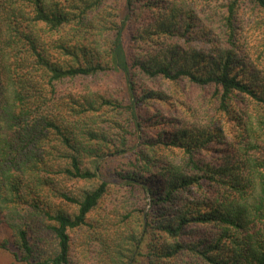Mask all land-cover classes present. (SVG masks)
<instances>
[{"label":"trees","instance_id":"1","mask_svg":"<svg viewBox=\"0 0 264 264\" xmlns=\"http://www.w3.org/2000/svg\"><path fill=\"white\" fill-rule=\"evenodd\" d=\"M103 1L0 0V250L22 264H264V66L241 33L245 10L264 30V0L216 14L212 0H116L108 17ZM99 74L117 90L69 87ZM174 96L189 114L146 111Z\"/></svg>","mask_w":264,"mask_h":264},{"label":"rangeland","instance_id":"2","mask_svg":"<svg viewBox=\"0 0 264 264\" xmlns=\"http://www.w3.org/2000/svg\"><path fill=\"white\" fill-rule=\"evenodd\" d=\"M221 4H222V0H212L211 11L212 12L214 11L215 14L218 13L220 9H217V6H220ZM101 5L102 7L100 9V13L103 12V15L108 17L109 13H112L116 7V0H104ZM241 17L243 20V22L241 23L242 25L241 33L243 37L244 36L247 37L245 38L246 42L243 46V49L248 51L251 59H253L256 62V64L262 67L264 66V52L262 48V46L264 45V34H263L264 30L262 29V27H260L259 29L255 28V24H256L255 21L257 20L254 14H251L250 12L245 10V12L241 15ZM109 29L110 28L107 25L105 26L103 30L104 32H108ZM82 42L86 45L88 49L91 48L94 50L93 58H97L102 55V52H100V47L102 46V42L100 39L98 40V44H100V46L97 47L98 44L96 45V43L93 40V37L90 36L89 33H87L85 37L82 38ZM192 45L195 48H200V50L202 51L210 50V47H211V43H204L200 40L199 37L194 39V41L192 42ZM75 83H78L76 87L87 85L85 86V88L86 90L90 91L91 93L90 96L92 95L99 96L101 93L107 95L105 90H108V91L112 89L114 91L117 90L116 87H112L111 85V77L104 76V74H99L98 76H94L90 80H87V79L73 80L72 82L69 83V87H71ZM79 83H82V84H79ZM163 87L165 88V91L172 92L174 95H177L180 99H186V100H196L200 98L201 94L203 93L198 88L196 89V87L192 85H185L182 89H179L178 83L177 84L166 83L165 86L163 84ZM113 94L116 95L117 93H113ZM173 99H176V97L174 96V98L172 97L168 101H160V102L151 100L149 103L153 107L149 108L150 105H148L146 111L149 113V110H150L151 113H153L152 114L153 119L157 117H161L162 115H167V114H181V115L186 114V113L189 114V112H187L186 103H177ZM115 117L118 118V116H115ZM164 126H167V125L161 122H157V125H154L152 126V128L147 129V132L153 133L156 131V129H160ZM215 146H218V145L214 144V147ZM208 153H212V152H208ZM164 155H172L174 157H178L179 153L177 152V150L174 149L170 151H165ZM215 157H216V154L209 155V158L211 159H214ZM115 163L116 162H114V164ZM114 167H116L117 169H120L121 167H125V166L123 163H120V165L117 163L114 165ZM68 184L70 185L69 187L71 189H74L75 192L80 191L86 185V183H84L82 180H76V181L71 180L69 181ZM113 186H114V190L118 189V192H117L118 195L122 197V199L125 200L123 201L125 205L127 206L129 205L130 207H133L131 201H133V204L138 203L139 205H142L144 203V198L142 195L131 196V194H129L130 196H128L127 194L128 191L126 189H123V185L121 186V184H117ZM124 196H128L127 199L124 198ZM145 200L147 201V205H146V210H147L150 200L148 197ZM63 207L68 209V211H73L75 209V205L71 203H67V205H64ZM129 226L131 227V225ZM8 235L9 234H8L7 229L4 226H0V243ZM74 251H76L75 255L77 256L80 254V251H81V255L85 254V250L79 246L78 247L75 246ZM0 264H22V263L16 262L7 250L1 249L0 250ZM137 264H143V262H138Z\"/></svg>","mask_w":264,"mask_h":264}]
</instances>
